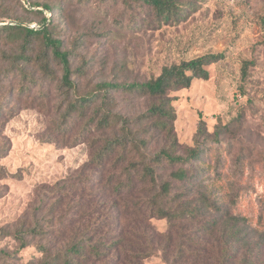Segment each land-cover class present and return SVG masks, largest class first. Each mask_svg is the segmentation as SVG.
I'll list each match as a JSON object with an SVG mask.
<instances>
[{"label": "trees", "instance_id": "obj_1", "mask_svg": "<svg viewBox=\"0 0 264 264\" xmlns=\"http://www.w3.org/2000/svg\"><path fill=\"white\" fill-rule=\"evenodd\" d=\"M26 1L27 7L0 0V19L16 21L0 25V160L10 145L5 125L27 100L48 107L45 141L84 142L88 154L64 177L38 184L27 209L4 227L17 249L35 248L24 264H144L154 255L163 264H257L264 222L253 224L235 210L239 189L214 146L231 132L228 126L217 123L210 132L200 119L190 145L179 142L174 126L171 93L208 79V66L224 53L163 65L141 81L112 77L80 87L86 61L73 67L78 52L62 34L66 7L90 0ZM100 1L122 5L114 18L121 26L124 18V26L176 24L197 6L193 0ZM254 62L243 60V80ZM131 99H142L143 108L125 110L123 101ZM7 175L0 164V180ZM153 218L165 220V230Z\"/></svg>", "mask_w": 264, "mask_h": 264}, {"label": "rangeland", "instance_id": "obj_2", "mask_svg": "<svg viewBox=\"0 0 264 264\" xmlns=\"http://www.w3.org/2000/svg\"><path fill=\"white\" fill-rule=\"evenodd\" d=\"M193 1L197 4L195 11L185 20L161 26L141 20L134 26H124L126 18L121 26L114 21L115 17L120 19L119 2L90 0L67 6L62 36L77 49L73 67L86 61L85 74L78 77L80 87L112 77L141 81L156 76L163 65L223 52L222 60L208 66V79H195L190 87L171 93L175 96V132L179 142L190 145L200 119L210 132L217 123L228 126L231 132L227 131L223 142L214 146L220 150L223 169L233 174L232 186L239 189L235 210L259 224L264 222V0ZM21 3L27 7L26 0ZM7 23L16 21L0 19V25ZM21 24L37 25L23 20ZM246 59L255 62L248 66L243 80L240 67ZM27 101L4 128L10 145L0 160L8 172L0 180V185H6L0 189V264H24L36 254L33 245L17 249L4 227L27 209L38 184L64 177L88 154L84 142L63 145L62 137L52 143L45 141L51 120V114L45 112L48 107L29 105ZM123 105L127 111H137L144 102L131 99L124 100ZM236 117H240V123L234 120ZM151 222L158 231L166 228L163 219L153 218ZM259 253L257 264H264V246ZM144 264L163 262L154 255Z\"/></svg>", "mask_w": 264, "mask_h": 264}]
</instances>
